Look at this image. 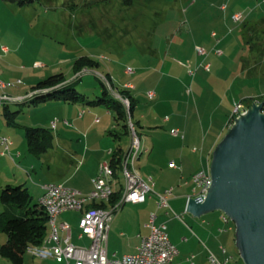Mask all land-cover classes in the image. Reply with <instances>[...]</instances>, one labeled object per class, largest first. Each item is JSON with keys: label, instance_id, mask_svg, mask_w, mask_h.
Listing matches in <instances>:
<instances>
[{"label": "rangeland", "instance_id": "1", "mask_svg": "<svg viewBox=\"0 0 264 264\" xmlns=\"http://www.w3.org/2000/svg\"><path fill=\"white\" fill-rule=\"evenodd\" d=\"M236 12L242 14L237 22L232 19ZM0 43V57L5 53L1 46H6V52L13 59L12 72H6L0 80L13 83L7 91L10 94L20 91L25 94L24 99L38 81L58 73L91 98L102 94V83L108 96L114 98L126 82L136 85L134 92L138 102L132 119L141 124L136 131L141 151L136 165L142 169L140 173L144 178L150 173L155 181L158 177L151 170L152 161L161 160L173 166L170 160L177 158L176 148L183 147L185 154H191L193 145L198 147L199 156L201 147L210 139V121L215 122L214 126L218 122L226 123L239 102L244 103L242 112L253 98H264V0H35L24 6L0 0ZM196 45L204 48L205 53L198 54ZM85 55L97 65L75 72V60ZM205 63L210 64L209 70H205ZM3 65L0 59V71ZM128 67L133 71L127 72ZM107 73L112 74L111 85L105 77ZM148 91H154L155 97L150 99ZM199 96L206 102H200ZM24 99L8 103L12 119L18 125L7 127L16 141L23 140L24 149L20 158L9 161L0 171V184L2 177H8L9 180L1 185L27 187L33 202L38 199L40 186L62 181L67 172L68 156L62 147L63 136L72 137L75 142L78 137L83 139L84 129L93 122L90 138L98 134L106 147H119L123 154L131 143L130 131L125 132L102 105L87 106L60 100L31 105L30 98L22 102ZM173 101L191 102L194 113L188 119L187 129L182 123L185 112L179 111ZM4 106L0 105L3 112ZM74 108L77 112L86 111L84 119H75L71 114ZM95 117L99 118L97 124L93 121ZM64 119L69 126L63 123ZM53 120H57L54 128L51 127ZM21 125L50 129L54 135L52 147L40 155L28 152ZM3 126L6 127L5 123ZM74 128L79 130L68 132ZM172 129H178L179 135H173ZM198 156L196 167L200 164ZM179 178L178 169L159 179L168 187L166 189L174 187L169 197L171 209L155 208L152 212L156 210L165 221L167 232L181 251L178 240L182 237L197 242L201 234L197 226L201 219L186 211L183 195L192 185L180 186ZM154 191L160 192L159 186L154 187ZM128 208L124 205L118 212L121 218L112 224L109 254L131 251L129 241L137 233L140 217ZM2 209L0 202V212ZM79 216V211L64 214L72 226V240L77 245H87L86 236L82 241L75 239L80 232ZM120 231L125 236L119 235ZM194 233H197L196 238ZM5 237L0 228V244ZM32 248L24 253L22 264H41ZM185 259L182 252L176 262L191 264ZM233 261L229 264H234ZM48 262L57 264L53 260ZM0 264L13 263L0 257Z\"/></svg>", "mask_w": 264, "mask_h": 264}, {"label": "crops", "instance_id": "2", "mask_svg": "<svg viewBox=\"0 0 264 264\" xmlns=\"http://www.w3.org/2000/svg\"><path fill=\"white\" fill-rule=\"evenodd\" d=\"M225 36H227L226 33H225L224 37ZM0 59L4 63V65L2 66V69L0 71V77H1L2 75L6 76L5 75L6 72L9 74H10V72H12L11 71V67H12L11 61L13 59H11V57H9V52L3 53V55L0 57ZM106 75H108L110 78L112 77L111 73H107ZM9 77H11V76H9ZM4 78L7 79L8 77H4ZM126 83H130V82H126ZM130 84H132L133 87L128 88V89L133 94V96L137 99V93L134 92L136 90V85H134L133 83H130ZM123 86H124V84H123ZM16 88H18V87H16ZM7 89H8L7 87H5V88L0 87V95H1V93L7 94L11 97V99L6 100V101H0V105L4 104L5 106L8 107L9 102H11L13 100L18 101L17 100L18 98H22L25 96V94L21 93L20 91H16L15 93L10 94L7 91ZM26 94H28V93H26ZM116 96H118L117 93H116ZM199 100L202 103H203V101H204V103L206 102V100H204L200 96H199ZM254 100H256V99H254ZM137 102H138V100L136 101V104H137ZM173 102H172V104H173ZM174 103H177V102L175 101ZM190 103L191 102H183V101H180L177 103L178 110L185 112V113H183V117L185 119H183L182 123L185 125L186 129L188 127L187 126L188 125L187 124L188 119L191 118L193 116V113H194L193 107L191 106ZM219 104L222 105L221 103H219ZM69 109H70L69 111L71 112L72 108L70 107ZM8 110H10L9 107H8ZM80 111L81 110H79L77 112V110L74 108L72 110L71 114L73 116H75V119L82 120V119H84L83 116L86 113V111H84V113L81 116H79ZM93 121H94V124H97L99 122V118L95 117V119ZM135 121L138 122L137 127H141L140 121L139 120H135ZM3 123H5L6 127L3 126ZM63 123L67 126L70 125L69 122L66 124L63 121ZM92 123L93 122H91L90 125L86 129H84L85 133L83 135V137H84L83 139L78 137L77 141L75 142L72 137L63 136V138H61L62 139L61 141L64 143V144H62V147L67 152V156H68L67 161L68 162H67V172H65L63 177L61 178L62 181H59L58 183H62L66 186L75 188L83 194L88 193L91 190V188H92L91 178L97 174L98 168H99V163L101 161L109 158V154L107 153V151L110 149V147H108V146L106 147L105 141L102 138H100V136H98V134H95V136L93 138H90V130L93 127ZM178 123H179V121H178ZM214 123L215 122L213 120L209 122V125H211V127H210V130H211L210 139L206 145L201 147L202 149H200V151H202V153L199 154V156L197 154L199 149L196 145H193V147L190 149L191 154H185L184 150L181 149L183 147H181L179 149L176 148L177 149V158L175 160H170V163H172V162L174 163L173 166L166 165L161 160H160V162H153L151 160L152 161L151 166H153V168H151V170H154L155 174L157 175V177H158L157 181H155L153 179V176L150 173H148L147 177L144 178L140 173L141 172L140 170H142V169H140L139 165L137 166L135 164L138 171H139V174L146 180H149V178H151L152 181L154 182L153 187L159 186V191L161 192V190H163V189L166 190V188H168V187L166 185H162L159 179L163 178L166 175H170V174H172L173 171H177L179 169L180 170V178H179L180 184L179 185L180 186H182V185L183 186H189V187H190V185H192L190 187L189 191L184 193V195H183L185 197V203H186L187 197L191 194V190L193 187V179H192L193 174L201 168L208 169V164H209V160L211 158L212 150H213L214 146L217 144L216 141L220 137V135L227 129V121H226V123L225 122L224 123L218 122L217 125H215V126H214ZM7 126H9V125L6 123L3 111L0 110V136H8L9 140L10 141L12 140V142H10V144L8 146V149H10L11 156H9L7 153L1 152L3 147L0 144V163H2V166H3V167H0V171H2L4 169V166H6L7 163H9V161L15 162L16 159L20 158L23 155L22 152L24 149L23 140L18 139V141H16L17 140L16 137L14 138V136L12 134H10L9 128ZM176 128H178V127H176ZM76 130H79V129L78 128L69 129L68 132L73 133V131H76ZM149 150L150 149L148 148L147 152H149ZM195 155L199 157V159H198V160H200L199 167H196V165H195V159H196ZM139 157H140V154H139ZM4 163H6V164H4ZM73 166H75V167H73ZM2 179L3 180H2L1 184L6 182L7 180H9L8 177H2ZM1 184H0V186L4 185V184L3 185H1ZM114 186H115V190H116L118 188L117 187L118 185H114ZM169 188H172V193H173L174 187L169 186ZM39 189L40 190H39V194L37 195V197H38L37 202H38V200H39V198L43 192L41 186ZM96 202H98V201H96ZM168 202H169V199H168ZM106 204H107V206L109 205L108 203H106ZM124 205H128V207H129L128 210H135L136 214L139 215V217H140V225L138 227L137 233L135 234V236H133V239H131L129 241L130 246H131V251L126 252V253H131V252L135 251V248L139 244L142 236L146 235L148 232V228L146 227V222L148 220L149 213L152 212L155 208L156 209H161V208L157 207L156 202H155V198L153 196L148 197L146 199V201L143 203H136V204L128 203V202L124 203L114 213L113 219L110 223V227L108 230L107 249H108L109 234H110V230L112 229V224L115 221H118L119 218H121L120 213L118 214V212H119V210H123ZM185 206H186V204H185ZM88 207H89L88 204H86V205H84L83 208L78 209V211L80 212L79 219L83 213V210H85ZM68 211H74V210H68ZM68 211H64L58 216V222L67 221L71 226L70 220H68V219H66V217H64V214ZM155 212H156V210H155ZM165 213L168 214L167 212H165ZM207 215L209 218H206V216L204 217V215L201 217H198L201 220L197 226V229L201 234H200V236H198L197 242H196V240L195 241H193L191 239L187 240L186 237H182L181 240H178V243L181 247V251L178 248V245L176 244V242L171 239L169 233L167 232L170 240L178 248V255L176 256V258L174 260L175 264H178L176 262V260H177V257L182 252L186 256L185 260L189 261L191 264H206L207 263L206 261H209L208 260V253L209 252H212L214 255H216L219 258L228 257L229 262L227 264H229L231 260H234L233 261L234 264L243 263L242 259L239 256L237 248L235 246V237H234L235 229H234L232 223L230 222L231 220H229L228 222L224 221L222 219V212L221 211L218 213H215V211H213V212L207 213ZM156 222L157 223H161V222L165 223V221H163L161 219V216L158 213H157ZM48 233H46V236ZM197 233H194V235H193L194 238H196L195 234H197ZM61 235H64V233L61 232ZM119 235L125 236V233L120 231ZM84 238H85V236H83L81 238L78 237V234L75 236V239L78 241H82ZM86 238L89 239L88 236H86ZM72 239H73V234L71 235L70 240L72 243L75 244L76 242H74ZM50 246H51V243L43 241V243L37 247L39 253L38 254L32 253V254L35 256H38L40 258L41 264L42 263L43 264H50L48 262V260H53L57 264H63L64 260L62 258H55V257L51 256ZM222 248H224V251L222 250ZM108 253H109V251H108ZM114 254L116 256H121L125 253H122L121 255H117V253L114 251L109 255L112 256ZM187 254H190V257H188ZM193 259L195 261H193Z\"/></svg>", "mask_w": 264, "mask_h": 264}, {"label": "built area", "instance_id": "3", "mask_svg": "<svg viewBox=\"0 0 264 264\" xmlns=\"http://www.w3.org/2000/svg\"><path fill=\"white\" fill-rule=\"evenodd\" d=\"M224 7V6H223ZM242 18L241 13H233L232 19L234 21H240ZM214 34V33H213ZM215 35V34H214ZM198 54L205 53L204 48L195 46ZM1 51L6 52L7 47L1 46ZM217 50V53H220ZM205 70H209L210 64H204ZM129 72L133 70L127 68ZM109 84V83H108ZM0 85H5L0 80ZM110 85V84H109ZM125 88H132L133 85L127 83ZM8 87V86H6ZM111 87V86H110ZM155 96L154 91H148V97L151 99ZM11 99L9 95H0V101H6ZM241 105L244 103H238L234 112L227 122V127H230L235 116L241 113ZM84 113V110L79 112V116ZM57 120L51 122V126L54 128ZM67 122V120H64ZM68 123V122H67ZM129 131H131V144L128 146L129 162L126 166L128 170L129 178V191L124 199H138V203H143L148 197L153 196L158 208H170L168 202L169 196L172 194V188L166 189L163 192L154 191V182L151 178L149 180L144 179L141 175H136V167H132V160L137 159L135 155L136 137L135 127L130 119ZM173 135H179L178 129H172ZM4 137L0 136V144L2 145V153H7L9 156L10 149L8 144H4ZM12 142V140H11ZM114 149L110 148L107 153L109 159ZM108 159L99 163L97 174L91 178L92 188L88 193H81L79 190L66 186L58 182L44 183L41 188L43 190L40 201H47L53 197L56 190H63V199L61 201V208L55 213V220L53 223V237L51 243V256L55 258H62L63 264H175V258L178 255L177 246L170 240L166 231L165 223H157V213L150 212L146 227L148 232L142 236L139 244L136 246L135 251L131 253H125L121 256L115 254L110 256L107 249L108 230L110 223L113 219L114 213L124 204L119 207L106 210H90L86 215L85 220H79L80 232L78 237L88 236L89 243L87 245H77L71 242L72 235L71 226L67 221L58 222V216L68 210L78 211L79 203L85 198L90 196H105L108 191V181H112L113 176L107 174ZM193 187L191 194L187 197L201 198L205 195L206 189V168H201L193 174ZM65 201H73V208H65ZM169 213L168 211H166ZM180 217V215H177ZM222 219L226 222L227 216L222 213ZM61 232L64 235H61ZM224 251V248H222ZM208 260L210 264H227L229 262L228 257L219 258L212 252L208 253Z\"/></svg>", "mask_w": 264, "mask_h": 264}, {"label": "water", "instance_id": "4", "mask_svg": "<svg viewBox=\"0 0 264 264\" xmlns=\"http://www.w3.org/2000/svg\"><path fill=\"white\" fill-rule=\"evenodd\" d=\"M263 105V99L254 100L235 116L212 150L205 195L190 197L185 206L195 217L224 213L234 223L235 246L244 264H264Z\"/></svg>", "mask_w": 264, "mask_h": 264}, {"label": "trees", "instance_id": "5", "mask_svg": "<svg viewBox=\"0 0 264 264\" xmlns=\"http://www.w3.org/2000/svg\"><path fill=\"white\" fill-rule=\"evenodd\" d=\"M17 5L24 6L33 3L35 0H7ZM97 65L95 60L88 56H81L74 62V71L80 72L83 68ZM110 83V77L105 76ZM111 85V83H110ZM118 95L127 98L129 102L128 110L125 108L121 99L108 96V91L102 83V94L91 98L83 92L77 90L72 84L64 78L62 73L53 74L47 78L38 81L30 94L22 100L29 104L36 105L48 100H60L67 103L85 104L89 106L102 105L114 115L118 124L129 132L128 117L130 116L135 130L137 131L138 122L132 119L133 110L136 106L137 99L133 96L128 88L117 90ZM264 100L262 97L258 100ZM254 101V98L252 99ZM251 101V102H252ZM251 102L247 104L250 106ZM264 111V105H263ZM4 116L8 125L17 126L18 124L12 119V112L4 106ZM129 114V115H128ZM24 131V137L27 144V150L31 154L40 155L46 152L53 145L54 135L52 131L44 127L19 126ZM227 131V130H226ZM224 131L217 139L216 143L226 133ZM121 149L117 147L110 156V164L114 169L115 176L121 178L117 170L120 168ZM121 195V189L118 187L108 204L117 202ZM0 202L3 206L0 212V228L5 233V240L0 244V257L6 258L13 264H22L24 253L32 248L40 246L46 236L48 226V215L39 202H33L32 196L27 187L23 185L6 184L0 191ZM106 207V202H91L88 206ZM235 229L234 223L230 221Z\"/></svg>", "mask_w": 264, "mask_h": 264}, {"label": "bare ground", "instance_id": "6", "mask_svg": "<svg viewBox=\"0 0 264 264\" xmlns=\"http://www.w3.org/2000/svg\"><path fill=\"white\" fill-rule=\"evenodd\" d=\"M127 72H129V71L127 70ZM2 83L5 84V85H0V87H2V88H5L6 86H9V85H13V83H5L3 81H2ZM1 95H7V94H1ZM20 99H24V97L18 98L17 100H20ZM121 100H122L125 108L128 110V107H129L128 99L127 98H121ZM243 106L244 105H241V109H243ZM128 126H130V116L128 117ZM130 133H131V131H130ZM135 134H137L136 130H135ZM10 142L11 141L9 140L8 137H4V144H8V146H9ZM136 145L137 146L135 147V155H136V158L138 159L139 154L141 152L140 151V140H139L138 135L136 137ZM137 159L132 160V167H136L135 164H136ZM128 162H129V155H128V149H127L123 154H121L120 168L117 170L119 172V175L121 178H118V176H115L114 169L110 164V160L108 159L107 174H108V176H113V178H112V181H108V191H107L106 195L105 196L87 197V198H85V200H82L79 203L78 209H81L84 207V205L90 204L91 202H94V201L95 202L96 201H98V202L103 201V202L109 203V199L111 198L112 194L115 191L114 185H118L117 187H120V189H121V195H120L119 200L117 202H115L114 204H109L106 207L98 206V205H95V206L91 205L88 208H86L85 210H83V213H82L79 220H85L86 215L90 212V210L112 209L115 207H119L123 203V201H124V203H127V202L133 203V204L138 203V199H124L126 194L129 191L128 170H126V166H128ZM118 172H117V174H118ZM136 175H140L137 167H136ZM210 183H211L210 173H209V170L206 169V189L208 188ZM62 199H63V190H56V192L53 194V197L50 200L43 201V202L40 201V198L38 200L40 206H42L44 208L45 212L48 215L49 233L45 237L44 242L52 243L53 223L55 220V213L59 208H61ZM65 208H73V201H65ZM229 220L230 219L227 217V221H229ZM50 249H51V246H50ZM32 252L35 254L39 253L37 247L32 248ZM50 254H51V251H50Z\"/></svg>", "mask_w": 264, "mask_h": 264}]
</instances>
